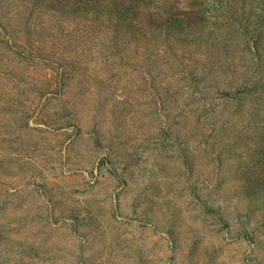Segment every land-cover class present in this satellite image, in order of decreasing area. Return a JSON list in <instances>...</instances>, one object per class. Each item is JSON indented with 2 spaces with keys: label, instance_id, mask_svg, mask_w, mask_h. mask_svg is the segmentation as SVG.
<instances>
[{
  "label": "rangeland",
  "instance_id": "rangeland-1",
  "mask_svg": "<svg viewBox=\"0 0 264 264\" xmlns=\"http://www.w3.org/2000/svg\"><path fill=\"white\" fill-rule=\"evenodd\" d=\"M0 7L25 46L0 27V264H264V94L221 101L139 39Z\"/></svg>",
  "mask_w": 264,
  "mask_h": 264
},
{
  "label": "trees",
  "instance_id": "trees-1",
  "mask_svg": "<svg viewBox=\"0 0 264 264\" xmlns=\"http://www.w3.org/2000/svg\"><path fill=\"white\" fill-rule=\"evenodd\" d=\"M26 2L31 10L40 6L48 19L89 20L114 45L118 40L139 39L145 49L157 51L160 64L177 60L189 87L203 95L238 102L264 94V0ZM1 9L0 27L14 32ZM10 41L22 54L25 46L20 33L14 32Z\"/></svg>",
  "mask_w": 264,
  "mask_h": 264
}]
</instances>
